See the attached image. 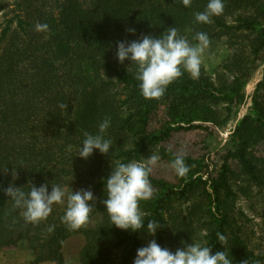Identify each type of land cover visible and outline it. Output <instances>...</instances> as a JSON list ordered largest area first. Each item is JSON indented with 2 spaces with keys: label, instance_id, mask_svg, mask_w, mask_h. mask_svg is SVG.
<instances>
[{
  "label": "trees",
  "instance_id": "1",
  "mask_svg": "<svg viewBox=\"0 0 264 264\" xmlns=\"http://www.w3.org/2000/svg\"><path fill=\"white\" fill-rule=\"evenodd\" d=\"M223 2V13L213 16L211 23L202 24L195 21L194 14L204 11L208 0H192L188 7L183 0H55L51 6L41 0H14L16 15L6 19L0 33V249L25 242L37 263H61L62 243L82 233L85 244L79 258L84 264H133L140 236L146 232L117 229L104 213L103 181L112 166L136 161L150 145L167 137L168 131L162 134L144 131L148 117L159 105L171 101L170 109L177 119L187 123L192 119L178 113L185 108L191 112L199 101L227 102L237 117L247 104L245 88L255 75L239 69L240 75L232 85L216 88L200 76L193 79L185 72L167 87L161 98L149 100L141 94L136 66L127 60L123 64L117 62L116 45L146 35L159 38L171 27L193 44L197 43L194 37L198 32L207 33L210 39L235 29L252 32L260 29L262 40L255 51L259 54L264 48V23L260 17H245L258 0ZM6 6L2 2L0 11ZM231 18L233 21L228 23ZM14 20L16 27L12 29ZM37 24H47L48 28L38 31ZM258 59L260 63L253 74L264 67V57L259 54ZM259 86H264V76L262 82L255 84V91ZM252 101L248 114L229 136L233 149L224 160L234 161L249 182L261 187L264 151L256 155L253 147L264 143V102H258L256 96ZM61 104L67 108H60ZM205 110L206 117L197 115L194 119L218 125L214 121L217 113ZM106 118H110L111 124L104 136L113 141V149L107 155L94 151L87 160L81 159L77 155L83 133L97 134L99 124ZM140 126L142 129H138ZM132 131L134 138L128 143ZM202 161L207 170L205 181L190 176L178 187L157 183L159 195L141 202L145 222L156 220L162 226L153 236L161 247L166 248L165 215L174 197L185 198L187 190L197 183L205 186L211 183L212 193L205 194L208 198L223 194L228 199L232 195L226 164L215 170V178L208 172L206 160ZM193 162L185 159L186 164ZM42 184L49 191L57 184L69 185L73 192L91 190L95 208L88 223L76 229L65 224L62 219L65 204H54L46 219L29 222L23 209L5 194L10 185L23 187L27 192L30 185ZM215 197L213 202L218 201ZM209 215L212 227L205 240L213 254L223 250L218 240V235L223 234L233 264H264V255L255 256L246 250L227 213L210 207ZM112 249L119 252L116 263L110 257Z\"/></svg>",
  "mask_w": 264,
  "mask_h": 264
},
{
  "label": "rangeland",
  "instance_id": "2",
  "mask_svg": "<svg viewBox=\"0 0 264 264\" xmlns=\"http://www.w3.org/2000/svg\"><path fill=\"white\" fill-rule=\"evenodd\" d=\"M2 2H5L7 6L3 11H0V33L5 27L6 19H12L17 11L14 7V0H0V6ZM41 2L51 6L55 0H41ZM262 6H264V0H258L256 6L249 7V12L245 14V17H260L264 23V7L260 8ZM232 21L231 18L228 23ZM236 26L235 24L234 27ZM15 27L16 22L11 28ZM260 31V29H256L252 32L243 28L215 34L209 39V45L202 56L200 79L216 88L232 85L235 77L240 75L239 69L250 71V75H255L245 88L249 99L247 104L241 107L237 117L234 116L235 109L229 103L214 104L211 101H199L198 107L191 112L185 108L183 112L178 113L192 119L190 123L177 119L175 113L170 109L171 101L159 105L157 110L148 117L144 128L145 133L162 134L168 131L164 140L150 145L136 160L147 159L153 153H158L160 156L158 163L152 167L149 177L154 190L151 199L160 193L157 183H167L178 187L182 186L184 178L190 176H193L194 179L202 177V180L205 181L207 170L203 168L205 163L202 159L206 160L209 165L208 172L213 177L216 175L215 170L218 171L223 163L229 170L227 181L232 195L228 199H225L223 194L216 196L217 202L212 201L214 195L212 198L206 197L207 192L212 193L211 183L207 186L197 183L195 187L187 190L185 198L174 197L172 199L165 215L167 233L164 240L165 247L172 252L182 246L181 242L190 244L191 241L194 243L206 241L205 236L212 227L210 226L212 219L209 209L218 207L220 211L227 213L234 233L240 237L246 250L255 256L264 255V186L258 187L249 182L248 178L241 174L240 168L234 161L224 160L227 153L233 149L229 142V136L248 114L253 105V97L256 96L260 103L264 102V86H259L255 91V84L262 82L264 67L253 74V69L260 63V60H256V58L259 54H261V58L264 57V48L259 54H255L262 40ZM205 109L217 113L214 121H217L218 125L213 126L210 122L194 119L197 115L201 118L206 117L204 116ZM124 115L126 116L127 113ZM138 129H142V127L140 126ZM133 133L134 131L129 132L128 143H131ZM253 151L259 155L264 151V143L253 147ZM178 155H183L185 159L194 161L190 165L185 163L189 167V172L184 177H178L174 169L170 167L171 162ZM141 202L140 208L145 212ZM66 203L67 201H65V205ZM62 205L64 206V204ZM152 239H154L153 236H149L147 233L142 234L140 247L146 246ZM84 244L85 237L82 233L66 239L59 251L62 257L61 263L52 261L37 263L34 252L28 248L25 242H20L14 247L0 249V256L7 257L10 264H84L79 258ZM110 257L116 263L119 257L118 250L112 249Z\"/></svg>",
  "mask_w": 264,
  "mask_h": 264
},
{
  "label": "clouds",
  "instance_id": "3",
  "mask_svg": "<svg viewBox=\"0 0 264 264\" xmlns=\"http://www.w3.org/2000/svg\"><path fill=\"white\" fill-rule=\"evenodd\" d=\"M191 3L192 0H183L186 7L191 6ZM223 11V0H208L205 10L194 14L195 21L211 23L212 17L221 15ZM36 28L38 31H45L48 25L37 24ZM194 39L197 42L195 44L179 35L175 27H171L159 38L146 35L139 40L119 42L116 45V59L118 63L123 64L127 60L131 66H136V79L145 99H159L165 94L167 87L185 72L193 79L199 77L202 56L210 41L205 32H198ZM59 107L67 108L64 104ZM110 124V118H106L99 124L97 134L85 131L77 156L87 160L94 151L101 155L109 154L113 149V141L105 138L104 133ZM159 160V154L153 153L141 161L112 166L110 175L103 181L105 198L101 201L112 226L131 233L142 230L149 236H155L157 230L162 228L156 220L145 222L146 213L140 208L141 201H147L153 196L154 190L149 177L152 167ZM170 167L178 177H184L189 172L183 155H178ZM22 189L23 187L10 185L5 194L16 207L23 209V215L29 222L46 219L54 204L62 205L67 201L62 219L70 228L76 229L88 223L95 208V197L91 190L73 192L69 185L62 184L52 186L50 191L44 184L39 187L30 185L27 192ZM218 240L223 250L213 254L206 241H191L190 244L181 242L182 246L172 252L152 239L146 246L136 250L133 264H233L230 252L225 248L227 237L219 234Z\"/></svg>",
  "mask_w": 264,
  "mask_h": 264
},
{
  "label": "crops",
  "instance_id": "4",
  "mask_svg": "<svg viewBox=\"0 0 264 264\" xmlns=\"http://www.w3.org/2000/svg\"><path fill=\"white\" fill-rule=\"evenodd\" d=\"M0 260H1L0 264H10V263H8V259L5 256L4 257L3 256H0Z\"/></svg>",
  "mask_w": 264,
  "mask_h": 264
}]
</instances>
